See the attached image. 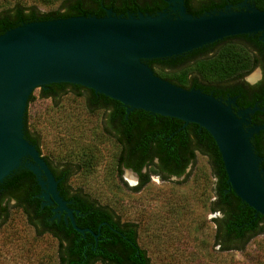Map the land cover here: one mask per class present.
<instances>
[{"label":"water","instance_id":"water-1","mask_svg":"<svg viewBox=\"0 0 264 264\" xmlns=\"http://www.w3.org/2000/svg\"><path fill=\"white\" fill-rule=\"evenodd\" d=\"M244 1L246 10L225 9L201 17L188 14L184 0H169L154 16L124 17L106 10L102 18L33 22L6 31L0 36V184L18 168L26 169L37 180L43 206L55 204L76 233L97 239L91 230L76 227L41 150L24 138L25 113L31 133V94L35 100L41 88L67 84L118 102L126 113L140 110L204 130L217 146L230 189L264 217L262 159L251 144L264 125L245 128L248 115L257 109L234 114L230 104L175 86L146 64L228 38L259 34L264 43V11L248 8Z\"/></svg>","mask_w":264,"mask_h":264},{"label":"trees","instance_id":"trees-1","mask_svg":"<svg viewBox=\"0 0 264 264\" xmlns=\"http://www.w3.org/2000/svg\"><path fill=\"white\" fill-rule=\"evenodd\" d=\"M167 1L63 0L58 10L48 14H41L35 7L16 5L0 12V36L27 23L72 17L102 18L106 10H111L116 16L138 13L154 16L167 8ZM185 8L193 17L205 15L192 12L186 2ZM243 38L246 37L215 43L218 50L211 58L198 60L192 56L193 51L181 56L184 58L153 60L146 64L157 77L175 86L186 90L200 88L207 94L206 87L228 84L254 69L251 52L237 42ZM68 92L84 98L90 113H104V130L120 147L117 158L119 174L124 169L136 173L139 178L137 189L149 182L151 173L163 181L169 176L181 178L188 165L192 167L194 164L196 154L208 159L214 180V201L210 210L214 215H220L212 221L215 225V244L221 252L242 251L252 239L264 235V217L256 215L230 189L217 146L204 130L192 124L184 127L176 119L140 110L126 113L120 103L79 86L49 85L40 89V98L55 101ZM32 94L27 105L34 101ZM258 98L264 107V93ZM24 138L39 151L37 139L27 129L26 113ZM263 143L264 131L251 140L256 155L262 159L260 168L264 171ZM44 160L58 182L60 196L65 198L72 190L68 185L71 171L67 168L56 170ZM39 194L40 188L31 172L22 167L14 171L0 184V226L7 221L10 209H19L37 235L48 234L56 240L58 264H151L138 244L135 224L122 223L109 208L100 206L87 195L82 194V198L76 195L72 200L82 204V229H89L94 235L99 233V236L95 241L90 234L83 236L71 230L66 239L62 222L58 225L48 222L49 208H41ZM12 201L13 205L10 204Z\"/></svg>","mask_w":264,"mask_h":264},{"label":"rangeland","instance_id":"rangeland-1","mask_svg":"<svg viewBox=\"0 0 264 264\" xmlns=\"http://www.w3.org/2000/svg\"><path fill=\"white\" fill-rule=\"evenodd\" d=\"M62 1L0 0V12L21 5L48 14ZM104 120L102 111L90 113L84 98L70 92L55 101L39 93L32 105L31 134L54 169L71 171L72 190L109 208L122 223L137 226L138 244L151 264H264V235L242 251L221 252L215 244L212 220L220 215L210 210L214 180L206 157L196 154L180 179L163 181L151 173L137 189L138 180L128 170L119 174L120 147L105 132ZM0 264H58L57 242L48 234L37 235L19 209H10L0 226Z\"/></svg>","mask_w":264,"mask_h":264},{"label":"flooded vegetation","instance_id":"flooded-vegetation-1","mask_svg":"<svg viewBox=\"0 0 264 264\" xmlns=\"http://www.w3.org/2000/svg\"><path fill=\"white\" fill-rule=\"evenodd\" d=\"M185 2L188 6H190V10L192 12L194 13L201 12L202 15L207 13L224 11L225 9H229L234 12L246 10V7L242 6L243 3L245 2L244 0H213V1L209 0L208 2L206 0H184V5ZM246 4L248 8L264 10V0H247ZM259 36H260L259 34L251 35V36H242L246 38H243L241 41H237L240 43L239 44L240 46L244 47L246 50L251 52L253 63L255 64V67L252 71H250L247 74H243L242 76L234 78L228 84H224V85L222 84L210 88L206 87L208 95L213 96L215 99L221 101L226 105L230 104L229 106L234 114H238L240 112L246 110H252L255 108L257 109L253 114L248 115V119H247L248 125L245 126V128L247 129L256 126L258 127L259 125H264L263 102L258 98L261 95V93H264V43H262L259 40ZM234 38L237 39L239 37H234ZM217 50H218L217 44L215 45L214 43L205 46L199 50H196L192 54V56H195L196 59L198 60L204 58H211L216 55ZM255 70L257 71L255 78L252 77L251 79H247L248 76ZM198 90L202 91V89L200 88ZM26 162H29V160H27ZM154 162L157 163L156 160H154ZM190 168L191 165H188V167L185 169L183 176L187 174ZM128 171H130L132 175L135 176V178L138 180L139 183L138 175H136V173L132 172L131 170ZM144 172L145 171L143 170L142 173ZM169 178L180 179L174 176H169ZM57 192L60 196V193L58 191V182H57ZM76 195H79L82 198V193L81 192L78 193L75 190L69 191L68 195L65 198H62L61 196L60 198L66 203V207L68 208V210L71 211L76 227L82 230V204L72 200ZM40 196H41V191L38 199L41 201V208H49L50 217L48 218V222L51 224L56 222V225L62 222L65 226V231L63 232V234H66L65 235L66 239H68L67 238L68 233H70V231L73 230V228L71 226L69 218L66 216V213L57 211V207L55 204L43 206L44 202L40 198ZM10 204L13 205L14 202L12 201L10 202ZM96 235L99 236V233ZM95 241H97V239H95Z\"/></svg>","mask_w":264,"mask_h":264}]
</instances>
